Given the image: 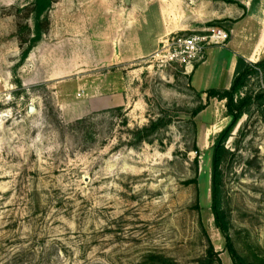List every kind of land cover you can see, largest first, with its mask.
<instances>
[{
    "label": "rangeland",
    "instance_id": "obj_1",
    "mask_svg": "<svg viewBox=\"0 0 264 264\" xmlns=\"http://www.w3.org/2000/svg\"><path fill=\"white\" fill-rule=\"evenodd\" d=\"M240 1L243 17L210 23L230 31L242 21L255 42L264 0ZM32 4L0 0V264H148L151 254L200 264L210 246L234 264L212 213L219 145L232 241L248 259L264 257L261 108L222 141L233 117L192 86L201 62L187 70L159 57L167 39L208 26L198 20L221 0H57L22 62L18 30L33 29ZM260 88L263 73L244 92Z\"/></svg>",
    "mask_w": 264,
    "mask_h": 264
},
{
    "label": "trees",
    "instance_id": "obj_2",
    "mask_svg": "<svg viewBox=\"0 0 264 264\" xmlns=\"http://www.w3.org/2000/svg\"><path fill=\"white\" fill-rule=\"evenodd\" d=\"M57 0H33L31 13L33 15L34 27L33 29L29 24L20 26L18 35L22 43H28L27 47L23 50L21 61L27 60L32 50L42 41L43 36L49 29L50 20L48 13ZM228 3H236L234 0H224ZM209 25H215L209 23ZM28 34L29 38L25 35ZM264 74V58L257 62H250L243 57H238L234 78L229 89H209L204 93L207 98H217L226 101L228 114L233 117L232 123L229 128L221 134L222 141L229 135L231 129L236 125L239 119L246 114L253 105H257L262 110L264 121V89L260 88L256 94L244 92L248 89L251 80L255 76ZM244 92V96L241 94ZM203 110V106L199 107L193 112L196 116ZM88 119L78 120V124H83ZM164 120L159 119L153 121L150 125L138 128L133 132L135 142L142 143L148 136L156 132L164 125ZM134 144V147H136ZM223 156V146L219 145L214 154V171L212 176V213L215 219V224L221 231L226 241V248L232 258L234 264H264V257L254 256L253 260L241 255L231 238L230 234V218L223 202V185H222V172L220 170V162ZM148 264H176L172 259L151 254L147 257ZM141 264H144V260ZM200 264H222V260L217 256L214 247L210 246L207 255L200 259Z\"/></svg>",
    "mask_w": 264,
    "mask_h": 264
},
{
    "label": "crops",
    "instance_id": "obj_3",
    "mask_svg": "<svg viewBox=\"0 0 264 264\" xmlns=\"http://www.w3.org/2000/svg\"><path fill=\"white\" fill-rule=\"evenodd\" d=\"M134 1V0H133ZM236 3H228L221 0L223 5H218L212 11L206 13L205 20L201 22L210 23L213 20L233 19L238 20L245 14V4L240 0ZM209 25V24H208ZM187 23L180 27H190ZM232 31L230 40L225 46H213L208 49L206 59L197 66L190 74L192 86L201 92L209 89H229L231 87L238 57H243L250 62H257L254 58L258 57L264 45V28L259 32L257 40L252 39L253 30L246 26L242 21H237L228 26ZM245 38V40H244Z\"/></svg>",
    "mask_w": 264,
    "mask_h": 264
},
{
    "label": "built area",
    "instance_id": "obj_4",
    "mask_svg": "<svg viewBox=\"0 0 264 264\" xmlns=\"http://www.w3.org/2000/svg\"><path fill=\"white\" fill-rule=\"evenodd\" d=\"M232 31L217 25H208L188 35H175L166 40L160 60L164 65H181L187 70L195 63H203L209 48L225 46Z\"/></svg>",
    "mask_w": 264,
    "mask_h": 264
},
{
    "label": "water",
    "instance_id": "obj_5",
    "mask_svg": "<svg viewBox=\"0 0 264 264\" xmlns=\"http://www.w3.org/2000/svg\"><path fill=\"white\" fill-rule=\"evenodd\" d=\"M131 2H132V0H125V3H126L127 5H130ZM33 109H34V108L30 107V111H32Z\"/></svg>",
    "mask_w": 264,
    "mask_h": 264
},
{
    "label": "bare ground",
    "instance_id": "obj_6",
    "mask_svg": "<svg viewBox=\"0 0 264 264\" xmlns=\"http://www.w3.org/2000/svg\"><path fill=\"white\" fill-rule=\"evenodd\" d=\"M262 38H264V35L262 36Z\"/></svg>",
    "mask_w": 264,
    "mask_h": 264
},
{
    "label": "flooded vegetation",
    "instance_id": "obj_7",
    "mask_svg": "<svg viewBox=\"0 0 264 264\" xmlns=\"http://www.w3.org/2000/svg\"><path fill=\"white\" fill-rule=\"evenodd\" d=\"M218 147V146H217Z\"/></svg>",
    "mask_w": 264,
    "mask_h": 264
}]
</instances>
